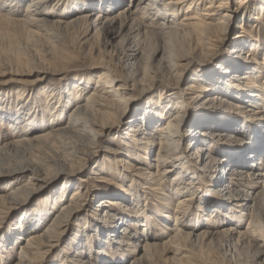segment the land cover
<instances>
[{"label": "rangeland", "instance_id": "1", "mask_svg": "<svg viewBox=\"0 0 264 264\" xmlns=\"http://www.w3.org/2000/svg\"><path fill=\"white\" fill-rule=\"evenodd\" d=\"M88 1L78 4L85 9L69 13L71 16L87 11L88 29L84 35L77 37L76 31L68 29L57 34V38L44 41L40 40L42 37L26 38L20 27L27 0L9 12V24L1 21L7 11L0 10V150L26 135L34 136L61 126L73 110L71 94L75 88L84 97L85 87L94 86L101 74L111 75L112 71L116 76L114 84H124L127 98L121 106L110 107L112 115L101 120L106 126L96 127L95 138L80 160H74V166L54 168L57 170L49 175L38 174L32 187L13 197H9L10 191L28 182L31 171L15 175L5 170L32 164L35 156L43 160L50 158L45 154L47 151L36 146L18 155L13 148H7V155L0 160V196L9 197L0 204V264H20V258L28 260L26 246L30 240L39 245V253L30 256L31 264H62L64 256L70 259L67 264H191L181 256V249L194 255L200 264H264V242L261 239L246 242L241 234L248 228L250 211L255 214V223L264 229V208H258L264 207V198L259 195L246 207H237L234 191L241 190L240 185L232 184L226 191L222 182L219 188L212 183L221 172L228 177L231 168L240 167L245 175L260 167L230 163L210 176L208 171L213 167L210 160L225 157L230 128L220 127V138L205 147L207 155L197 151L200 143L190 138L191 132L205 122L202 114L234 116L238 106L234 100L222 101L213 93H201L198 85L201 74L211 72L237 40L234 28L238 16L216 21L215 25H219L215 26L216 33L208 46L197 50L182 34L158 26L174 27L172 18L175 21L181 12L172 14L167 24L154 16L144 21L143 25L157 29L127 24L121 29L119 22L114 21L112 31L104 33L103 29L131 0ZM197 2L201 4L193 16L203 12L205 6L213 5L209 10L212 12L223 3L222 0ZM62 4L67 2H61L60 9L66 6ZM225 4L231 8L229 15H233L235 0H225ZM55 7L50 5L51 9ZM98 14L100 17H96ZM241 22L246 31L241 32L242 36L252 35L264 44V16L257 26H250L246 18ZM128 38L135 43V54L124 50ZM171 56L175 57L172 62ZM175 61L177 67L172 70L171 63ZM260 80L263 81L259 77L258 83ZM186 88L192 90L190 95H183ZM21 90L26 94L17 100L15 93ZM57 95H62L68 104H64L62 115L52 120L46 97L55 99ZM180 99L185 100L183 122L178 127L179 137L173 138L168 147L169 144L159 141L163 136L157 127L172 111L175 110L174 114L179 111ZM108 100L117 104L121 97L114 94ZM208 155L212 158L208 159ZM173 163L177 169L171 167ZM184 175L187 177L181 182L175 181ZM117 185H122L125 191L119 193ZM161 185L167 195L173 196L172 200L179 197L181 208L176 209L171 203L165 205L159 191ZM259 191L253 190L257 194ZM72 197L74 207L60 218L62 208ZM257 205V209L252 207ZM127 206L130 211H125ZM144 206V210L140 209ZM25 211L34 216L36 228L32 231L20 227ZM175 215L180 222L174 221ZM53 221L59 224L45 240L44 233ZM142 221L146 225L142 226ZM261 234L264 237V232ZM143 236L158 243H170L171 251L163 256L155 255L151 263L144 262L143 247L148 239H142ZM106 239H112L116 245L107 246ZM96 252L103 257H98Z\"/></svg>", "mask_w": 264, "mask_h": 264}, {"label": "bare ground", "instance_id": "2", "mask_svg": "<svg viewBox=\"0 0 264 264\" xmlns=\"http://www.w3.org/2000/svg\"><path fill=\"white\" fill-rule=\"evenodd\" d=\"M193 1L194 0H131L126 7L121 10V13H119L118 16L113 17L112 23L105 27L103 31L104 33L110 32L115 23L114 21H116V23L119 22L121 29L125 24H127L126 26L130 25L131 27L145 26L143 25L144 21L153 16L155 19L159 18L167 24L170 23L169 21L171 20L172 14L174 15L175 13L181 12L175 17V21L172 18L174 27H171L173 25L162 27V24H160L158 25L159 28L172 30L177 34H182L185 38H188L197 50L200 48L205 50V46H208V43L211 41V36L214 35L213 33H216L215 26L219 25H215L216 21L219 19L230 20L231 17L236 18V16H238V22L235 24L234 28L237 31L235 34L237 40L234 41L231 48L227 51L223 60L218 62L211 72L205 71L201 74L198 84L200 86V91H202L201 93H213L216 97L222 98V101H226V99L234 100L238 106L234 109V116L232 113L231 115L228 113L219 115L218 113L212 114L205 112L201 115L202 121L205 122L201 123L197 130L191 132L192 134L190 138L198 144L200 143L201 147L199 146L197 151L203 152L207 155L208 150L205 147H207L209 143L215 142L216 139L220 138L219 134L222 133L219 132L220 127H222L221 129L230 128V139L225 146V151L227 150L224 153L225 157L210 160L211 162L213 161V167L208 172L210 173V176L214 175L212 173L218 171L223 165L226 166L230 163H234L236 166L255 165L260 167L257 169L258 171H247L245 175L241 172L240 167H234V169H229V174L225 173L229 175L228 177H224V172H221V174H218L212 182L217 185V187L219 186V183L222 182L221 186H224L226 191L230 190L229 187H231L232 184H234V186L240 185L243 189L241 188L239 191H234V201L237 202V207H243V205L246 207L249 202H253V200L258 198L259 195L264 198V168L262 166L264 163H260L261 161L264 162V44H262L258 38L251 37L252 35H250V37L242 36L241 32L246 33V31L242 27L241 20L246 18L250 26L253 24L254 26H257L256 23H260L264 16V0H235L236 4L234 10H231L234 11L233 15H229L231 8L226 6L225 0H222L223 3L221 2L222 5L218 6L217 10L210 12L209 10L214 8L213 5L210 4L209 6H205L206 9L203 12H197L196 16H193L194 10H196L201 3L197 2V0ZM22 2H24V0H0V10H6V16H8L7 18L6 16L4 19L2 18L1 21L9 24L11 22V18L9 17L11 13L10 11L15 5L19 6ZM61 2H67V4H62L66 5L62 9L58 7ZM88 2V0H27L25 14L19 21L21 25L20 27L26 32V38H31L32 40L39 39L40 37H42L40 40L50 39V37L57 38V34L60 32L63 33L68 29H72L73 32L76 31L77 37L82 34L84 35L88 29L87 11L82 10V12L72 14L71 16H69V13L70 11L74 13V11L79 9H85L86 7L80 8L78 4H87ZM110 3L111 2H109V4ZM50 5H55V9H51ZM188 5L190 6L188 7ZM193 5L195 6V9ZM237 6H239V8H237ZM96 17H100L99 14ZM155 19L153 21H155ZM165 23L163 24L166 25ZM145 27L158 28L152 25ZM126 43L124 50L135 54L137 48H135L136 46L134 45L135 43L133 40L128 38ZM205 56L207 57L208 55L205 54ZM174 59L175 57L171 56L170 62ZM177 59V61H180L179 58ZM259 59L260 62L258 61ZM177 61H175V64L171 63L172 67L170 69L174 70L177 67ZM178 65H182V63L179 62ZM110 73L111 75L101 74L98 76L94 86L85 87L87 93L84 97H80V91L75 88V92L71 94V98L74 100L72 106L73 110L69 115L67 114L66 119L61 126H56L53 128L54 130L39 133L34 136L31 134L29 136L26 135L22 140H17L0 150V160L3 156L7 155L6 150L9 147L13 148L15 154L18 155V153L31 149L33 146H36L38 150L42 149L47 151L45 154L49 155L47 158H50L49 160H43L39 158L40 156H35L32 164H19L9 170H5L9 173H14L15 175H24L26 171H31L28 182L20 186V188L13 191L11 190L9 197H13V194H16L19 191L22 193L27 191L33 186L31 183L39 177L38 174L49 175L57 170L54 168L59 169L68 164L72 165L75 159L80 160V156L82 153H85L84 150L89 147L91 141L97 134L95 130L96 127L100 128L106 126L101 123V120L112 115L110 107L121 106L125 100H127L125 97L126 89L123 86L124 84H114L116 76L112 71H110ZM259 77L263 79V81L260 80L258 83ZM190 91L192 90L186 88L182 92L183 95H190ZM25 94L26 91L24 90L15 93L17 100L22 99ZM114 94L115 96L121 97V102H117V104L115 102L114 104L108 100V98H110V96L112 97ZM27 95L29 94L27 93ZM46 98L49 103L48 106L51 107L52 111L51 119L53 120L61 116L62 108L64 104L66 105L68 102L64 103L62 95H57L55 99H52L53 97L51 96ZM1 99L2 98L0 97V100ZM177 103H179L177 106V110L179 111L175 114V110L172 111L171 114L165 117L157 127V130H160L161 135L163 136V140L159 139V141H162L163 144L168 145L169 142L171 144L173 138L179 137L178 127L182 125L183 122V116L181 113L185 100L180 99ZM176 105L177 104H175V106ZM175 106L173 109H175ZM214 127L219 128L214 129ZM207 158L210 159L212 157L208 155ZM54 159L57 160V163L54 162ZM179 161L180 163L182 162L181 159ZM171 167L177 169L176 163H173ZM187 175L181 176V178H178L175 181L178 180L177 182L179 183L182 179H185ZM121 187L123 186L117 185L119 193L125 191H122ZM159 188V191L164 196L163 200L165 205L169 206L171 203L174 208H181V201H177L179 197L172 200L173 196L167 195L164 192V185H161ZM254 189L260 190L258 194L257 192H253ZM218 192L221 193V190L219 189ZM73 196H77V193L73 194ZM9 197L0 196V204ZM177 202H179V204H177ZM74 205L75 202H73L72 197L62 208L63 213L60 218L67 215ZM252 207L257 209L258 205ZM258 208L262 209L264 207L259 206ZM140 209L144 210L145 206ZM125 211H130L129 206L126 207ZM30 214L31 213L28 211H25L20 219V227L23 231L25 228L31 231L36 228L34 216ZM248 216V228H245L246 231L241 233L243 234L244 239L246 242L247 240L250 242L255 239H261L262 242H264V237L261 234L264 232V229L261 225L255 223V214L250 211ZM173 219L174 221L180 220L176 215ZM58 224L57 221H53V225L51 224L47 233H44L43 238L45 240L49 237V234H51L52 228L56 227ZM141 224L144 226L146 225V222L142 221ZM202 237H205V233H203ZM30 238L33 237L31 236ZM142 239H148L145 243L146 245L143 247V260L146 263H151L155 255L161 254V256H163L165 252L170 250V243H158L157 241L150 240L148 236H143ZM180 241L185 242V239H181ZM91 242L92 241L88 240V243L92 245ZM106 244H108L107 246L112 247L116 245L112 243V239H106ZM117 244H119V242H117ZM181 244L184 246L183 243ZM38 246L31 240L27 242L26 253L27 256H29V259L26 260V258H20V264H31L30 256H35L39 253ZM183 250L184 249L179 250V253L183 259L187 260L186 262L200 264L194 255L192 256L186 251L183 252ZM96 253L98 257L103 255L100 252ZM63 259L62 264H67L69 263L68 261H70L67 256H64Z\"/></svg>", "mask_w": 264, "mask_h": 264}]
</instances>
